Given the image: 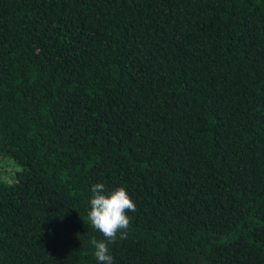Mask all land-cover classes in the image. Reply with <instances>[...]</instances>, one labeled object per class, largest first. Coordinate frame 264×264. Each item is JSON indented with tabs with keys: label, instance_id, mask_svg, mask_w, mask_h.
I'll return each instance as SVG.
<instances>
[{
	"label": "trees",
	"instance_id": "trees-1",
	"mask_svg": "<svg viewBox=\"0 0 264 264\" xmlns=\"http://www.w3.org/2000/svg\"><path fill=\"white\" fill-rule=\"evenodd\" d=\"M11 163L0 264H100L98 182L113 264H264V0H0Z\"/></svg>",
	"mask_w": 264,
	"mask_h": 264
},
{
	"label": "clouds",
	"instance_id": "clouds-1",
	"mask_svg": "<svg viewBox=\"0 0 264 264\" xmlns=\"http://www.w3.org/2000/svg\"><path fill=\"white\" fill-rule=\"evenodd\" d=\"M90 209L87 211V219L92 228L100 232L103 239L91 240L94 246V256L100 264H113V256L109 251V244L117 237L127 238V230L130 226V218L127 212H134L135 202L124 187L106 191L102 182L91 186Z\"/></svg>",
	"mask_w": 264,
	"mask_h": 264
},
{
	"label": "rangeland",
	"instance_id": "rangeland-1",
	"mask_svg": "<svg viewBox=\"0 0 264 264\" xmlns=\"http://www.w3.org/2000/svg\"><path fill=\"white\" fill-rule=\"evenodd\" d=\"M12 165H8L7 167H5L3 164V166H1L2 168H0V176L4 179V180H11L14 177V174L16 172V170H18L20 167L16 166L14 163H11ZM2 170H4L2 172ZM13 175V177H11Z\"/></svg>",
	"mask_w": 264,
	"mask_h": 264
}]
</instances>
